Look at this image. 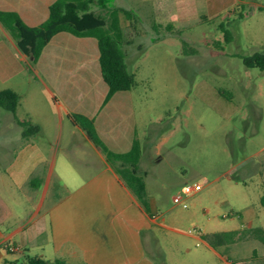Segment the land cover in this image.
I'll use <instances>...</instances> for the list:
<instances>
[{
  "label": "rangeland",
  "instance_id": "rangeland-1",
  "mask_svg": "<svg viewBox=\"0 0 264 264\" xmlns=\"http://www.w3.org/2000/svg\"><path fill=\"white\" fill-rule=\"evenodd\" d=\"M138 1L121 4L135 11ZM108 2L115 5V0ZM197 7L201 12L205 5ZM194 16L177 21L173 29L152 31L122 18L124 38L130 41L124 47L126 62L136 81L128 95L134 138L140 143L139 175L149 213L157 219L144 234L141 257L135 260L121 245H110L118 261L101 260L99 252L72 260L63 251L75 245L51 236L32 245L20 243L16 253L3 251L0 264H23L33 256L48 264L56 258L71 264H264L259 239V231L264 233V69L242 61L264 52V0H236L211 16ZM223 28L230 34L228 43ZM6 33L0 28V47L7 43ZM184 42L197 53L184 54ZM11 52L17 70L0 76V90L20 95L17 119L39 131L23 137L13 115L0 109L2 229L30 220L52 167L54 187L45 207L64 199L66 224L106 219L115 205L104 183L96 194L94 183L87 184L101 164L66 115L71 103L65 95L70 94L62 93L31 58ZM85 87L73 95L81 98ZM195 184L200 189L184 198L186 206L173 202L184 186ZM48 212L53 223L55 213ZM234 231L240 233L234 241L207 240Z\"/></svg>",
  "mask_w": 264,
  "mask_h": 264
},
{
  "label": "crops",
  "instance_id": "crops-1",
  "mask_svg": "<svg viewBox=\"0 0 264 264\" xmlns=\"http://www.w3.org/2000/svg\"><path fill=\"white\" fill-rule=\"evenodd\" d=\"M54 1L0 0V10L15 11L24 23L29 26H37L46 20L49 6ZM122 1L115 0V5L112 7L124 8L121 4ZM235 1L139 0L135 4L136 12L133 10L130 12L135 18L134 21L142 26H147L151 31L156 28L173 29L175 28L174 24L179 20L184 23L192 15H195L194 18L211 16L224 7L234 4ZM106 2L109 3L108 0ZM199 4L205 5L204 10L201 12L197 7ZM0 28L3 32H7L1 24ZM6 35L7 43L0 47V76L2 78L13 76L17 70L16 61L11 50L23 60L28 58L19 52L9 33H6ZM98 57L95 38L79 37L61 32L56 34L45 46L37 63L44 74L59 86L58 88L62 93L67 92L70 94L65 95L68 102L71 103L70 108L65 109L67 117L70 113H80L92 118L97 133L105 145L114 152L123 153L131 148L135 139V129L130 116L131 95H128L130 91L117 92L106 100L108 87L101 77ZM83 84L86 85L85 94L81 95V98L80 95H73L74 91L81 89ZM78 99L81 104H78ZM79 129L94 149L101 164V170L87 184L94 183V189H91V191L96 194L100 184L104 183L109 197L113 199L115 208L108 213L106 219L102 217L94 225L84 221L72 224L68 222L70 224H66L61 210V202L64 199L56 200L50 207H45L49 191L54 187L52 167L44 183L39 204L30 216L29 221L18 226L9 227L4 231L2 229V219L4 218H2L3 215L0 212V258L3 256V251L6 254L18 252L20 243L32 245L39 239L44 241L51 236L53 238L56 236L55 238L59 242H72L75 245L69 251H63L72 260L78 259L82 253L99 252L101 260L118 261L120 255L110 250V245H121L122 251L130 252L135 260L141 257L144 234L148 225L157 224L156 216L146 211L116 172L114 166L108 162L102 151L92 143L81 128ZM92 193L89 192L90 195H93ZM109 210L110 208L104 211ZM48 211L55 213L53 223H50L47 218ZM19 239H21V242ZM10 247L14 250H10ZM56 259L71 264L64 258Z\"/></svg>",
  "mask_w": 264,
  "mask_h": 264
},
{
  "label": "trees",
  "instance_id": "trees-1",
  "mask_svg": "<svg viewBox=\"0 0 264 264\" xmlns=\"http://www.w3.org/2000/svg\"><path fill=\"white\" fill-rule=\"evenodd\" d=\"M96 6L99 11L93 9ZM134 21L133 14L121 7L109 6L106 0H55L48 9V16L37 26H29L15 11L0 10V23L7 30L15 42L19 52L32 59L36 64L45 46L58 33L67 32L79 37H93L97 41L98 64L103 81L108 87L106 100L117 92H127L136 86L135 77L128 71L125 45L130 41L124 38L121 18ZM225 43L230 41L228 30L224 29ZM217 49H222L220 43H215ZM182 51L186 55H194L197 50L190 48L185 42ZM242 61L248 68L264 69V52L254 53L243 57ZM20 102V95L8 88L0 90V109L13 115L14 120L22 128V136L28 137L39 131V126L16 117V110ZM68 118L81 128L92 143L106 156L126 186L141 200L142 206L149 212L146 200V187L139 175V160L141 157L140 143L134 139L131 148L123 153L110 150L97 133L94 120L80 113H70ZM264 206V194L261 198ZM262 233V235L260 234ZM239 231L215 234L207 240L234 241ZM259 239L264 243V233L259 231ZM8 264H21L8 262ZM23 264H48L39 256L27 257ZM52 264H67L63 260L55 259Z\"/></svg>",
  "mask_w": 264,
  "mask_h": 264
},
{
  "label": "built area",
  "instance_id": "built-area-1",
  "mask_svg": "<svg viewBox=\"0 0 264 264\" xmlns=\"http://www.w3.org/2000/svg\"><path fill=\"white\" fill-rule=\"evenodd\" d=\"M200 189V185H186L182 188L181 192L173 197V202L176 204H186L184 203V198L190 196L191 194L197 192ZM10 250H14V248L10 247Z\"/></svg>",
  "mask_w": 264,
  "mask_h": 264
}]
</instances>
